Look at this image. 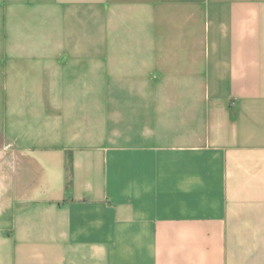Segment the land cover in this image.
Returning <instances> with one entry per match:
<instances>
[{
	"label": "crops",
	"instance_id": "1",
	"mask_svg": "<svg viewBox=\"0 0 264 264\" xmlns=\"http://www.w3.org/2000/svg\"><path fill=\"white\" fill-rule=\"evenodd\" d=\"M0 264H264V0H0Z\"/></svg>",
	"mask_w": 264,
	"mask_h": 264
},
{
	"label": "rangeland",
	"instance_id": "2",
	"mask_svg": "<svg viewBox=\"0 0 264 264\" xmlns=\"http://www.w3.org/2000/svg\"><path fill=\"white\" fill-rule=\"evenodd\" d=\"M5 43H6V40H5L4 36H3V31H2V29L0 27V46L4 45Z\"/></svg>",
	"mask_w": 264,
	"mask_h": 264
}]
</instances>
